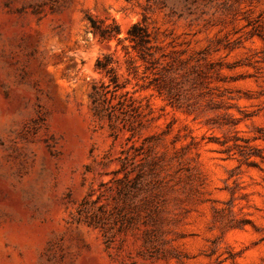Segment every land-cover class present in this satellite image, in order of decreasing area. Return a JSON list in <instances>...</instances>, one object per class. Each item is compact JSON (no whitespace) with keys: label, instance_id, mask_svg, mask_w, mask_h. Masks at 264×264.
<instances>
[{"label":"rangeland","instance_id":"1","mask_svg":"<svg viewBox=\"0 0 264 264\" xmlns=\"http://www.w3.org/2000/svg\"><path fill=\"white\" fill-rule=\"evenodd\" d=\"M89 15L165 54L115 130ZM0 264H264V0H0Z\"/></svg>","mask_w":264,"mask_h":264},{"label":"trees","instance_id":"2","mask_svg":"<svg viewBox=\"0 0 264 264\" xmlns=\"http://www.w3.org/2000/svg\"><path fill=\"white\" fill-rule=\"evenodd\" d=\"M87 21L88 31L92 35L99 38L103 43L110 44L116 41L117 47L122 46L126 56L129 57L126 61L128 77L120 74L122 67L112 53L103 54L95 64V71L107 79L108 83L100 82V84L93 85L90 95L93 112L100 120L108 119L111 129L115 130L118 128L116 124L119 120L125 124H132L130 120L121 119L118 111H122L121 113L126 116V113H129L126 108L137 109L135 104L138 100L134 95L138 91L131 92L128 90V86L131 84L132 78L138 79L140 68L144 67L145 74L150 73L154 77L148 85H143L141 88L153 89L162 94L163 85L158 77L160 74L158 68L162 66L161 60L165 58V54H161L163 47L159 44L158 32L151 31L147 16H144L141 22L133 24L124 38H121V27L115 20L99 19L89 15ZM126 42L128 45H124ZM159 53L160 56H158ZM115 100H118V105H114ZM127 101L130 102V105L124 108V102ZM118 106L122 108L119 109Z\"/></svg>","mask_w":264,"mask_h":264}]
</instances>
